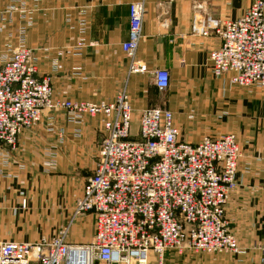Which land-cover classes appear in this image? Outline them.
<instances>
[{
    "label": "crops",
    "instance_id": "1",
    "mask_svg": "<svg viewBox=\"0 0 264 264\" xmlns=\"http://www.w3.org/2000/svg\"><path fill=\"white\" fill-rule=\"evenodd\" d=\"M20 1L28 11L26 42L33 50L38 78L52 76L56 98L114 101L126 91L135 124L143 110L161 108L173 114L188 143L197 144L205 136L236 135L242 151L239 186L226 218L245 251L215 255L211 264H258L264 237V92L238 89L230 76L214 77L209 53L220 40L194 32L195 25L202 27L209 18L237 19L254 0L242 10L234 8L233 0L229 7L223 6L225 0ZM137 1L146 6L137 58L151 72L169 71L170 85L163 92L149 74H130L122 50L129 37V6ZM8 4L10 0H0V12ZM216 4L220 9L215 11ZM20 25L16 18L0 31V51L14 44ZM49 115L21 135L15 151L0 146V243L49 240L62 229L68 231L71 244H86L95 236L91 214L77 219L72 214L93 174L102 121L85 118L74 124L63 111ZM23 199L27 210L21 208ZM169 257L174 259V254L166 256L171 264Z\"/></svg>",
    "mask_w": 264,
    "mask_h": 264
},
{
    "label": "built area",
    "instance_id": "2",
    "mask_svg": "<svg viewBox=\"0 0 264 264\" xmlns=\"http://www.w3.org/2000/svg\"><path fill=\"white\" fill-rule=\"evenodd\" d=\"M20 0L0 12V31L21 22L16 42L0 54V144L15 151L20 136L50 112L63 111L81 124L100 118L102 141L95 172L76 202V215L94 217L95 236L86 244L65 237L0 243V264H165L167 254L241 255L244 250L226 219L236 190L242 151L237 138H181L173 114L141 112L137 124L126 91L114 101H71L54 96L51 77L38 78L26 37L30 22ZM146 14L143 1L129 6V37L122 50L130 74H149L161 92L170 85L166 69L150 71L137 58ZM17 16V17H16ZM194 32L220 40L209 60L216 77L232 85L264 89V0H254L235 20L206 19ZM264 264V242L261 244Z\"/></svg>",
    "mask_w": 264,
    "mask_h": 264
},
{
    "label": "rangeland",
    "instance_id": "3",
    "mask_svg": "<svg viewBox=\"0 0 264 264\" xmlns=\"http://www.w3.org/2000/svg\"><path fill=\"white\" fill-rule=\"evenodd\" d=\"M230 0H225V2L223 3L224 5L223 6H225V5H227L228 6V2H229ZM234 1V3H233V5H234V8H236L237 10H242V9H244V8H247L249 5H250V3H251V0H233ZM218 6H219V8H218ZM251 6V5H250ZM249 6V7H250ZM229 7V6H228ZM248 7V8H249ZM214 9L216 8H218V9H220V4L218 5V4H216L214 7H213ZM247 8V9H248ZM216 9H215V11H216ZM246 9V10H247ZM245 10V11H246ZM239 18V17H238ZM219 20V19H218ZM14 38H16L17 36H13ZM16 42V40H14V43ZM221 44V43H220ZM3 51H0V54L2 53ZM210 54V53H209ZM211 68H212V66H211ZM213 72V71H212ZM214 75V74H213ZM45 77H49V76H45ZM51 77V79H52V76H50ZM214 77H216V76H214ZM216 78H222V77H216ZM232 85V84H231ZM232 86H234V87H236V88H238V89H242V90H244V89H260L261 91H263L264 92V89H262V88H259V87H255V86H250V87H240V86H235V85H232ZM166 110V109H165ZM46 117H49L50 118V115L49 114H47L44 118H46ZM68 120V119H67ZM69 121V120H68ZM43 122V121H42ZM41 122V123H42ZM70 122V121H69ZM40 123V124H41ZM63 133V132H62ZM79 133V132H78ZM229 135V134H228ZM232 135H234L235 137H236V135L235 134H232ZM225 136V135H224ZM21 137V136H20ZM206 137V136H205ZM207 137H212V136H207ZM212 138H219V137H212ZM237 138V137H236ZM20 139V138H19ZM19 139H18V143H19ZM237 142H238V144H239V141H238V138H237ZM0 146L1 147H6V148H8L7 146H4L3 144H0ZM239 147H240V144H239ZM18 148V147H17ZM9 150H12L11 148H8ZM100 149H101V142H100V146L98 147V150L95 152V154H94V159H93V167H92V169L90 170V173H94L95 172V169L97 168V164H98V160H99V153H100ZM240 149H241V147H240ZM54 151V150H53ZM53 151H51L49 154H51ZM1 174V173H0ZM238 183V182H237ZM239 186V185H238ZM237 186V187H238ZM237 189V188H236ZM232 198V197H231ZM21 208L23 209V210H27V208H28V201L26 200V199H23L22 201H21ZM75 208H76V206H75ZM74 208V212H73V218H80V217H82V216H78V215H76V213H75V211H76V209ZM227 209V208H226ZM227 219V218H226ZM229 222V221H228ZM230 224V223H229ZM65 229V228H64ZM230 229H232L231 227H230ZM71 230V229H70ZM72 231V230H71ZM71 231L69 232V234L71 233ZM232 232H233V230H232ZM67 233H68V231L67 230H63L62 229V231H60L59 232V235L58 236H56L55 238H58V237H65V239H66V237H67ZM234 233V232H233ZM235 235V234H234ZM69 236V235H68ZM236 236V235H235ZM49 239H54V237H52V238H49ZM238 240V239H237ZM67 241V240H66ZM68 242V241H67ZM264 242V237H263V239H262V242L260 243V245H259V250H260V259H259V262H258V264H261L260 263V261H261V244ZM238 243H239V245H240V242L238 241ZM240 247L242 248V246L240 245ZM242 250H244L243 248H242ZM245 251V250H244ZM172 254H174V253H172ZM202 255H204V256H202ZM224 256H229V255H224ZM223 256V257H224ZM168 258V257H167ZM167 258H165V264H169L170 262L167 260ZM174 259H171L170 257H169V260H171V261H173V262H171V264H211L212 263V261L214 260V259H217V257H215V255H208V254H191V255H187V256H183V255H178V254H174V257H173ZM166 260L168 261V262H166Z\"/></svg>",
    "mask_w": 264,
    "mask_h": 264
}]
</instances>
